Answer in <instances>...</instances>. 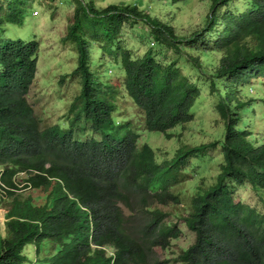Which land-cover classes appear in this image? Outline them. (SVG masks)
<instances>
[{
	"label": "trees",
	"instance_id": "trees-1",
	"mask_svg": "<svg viewBox=\"0 0 264 264\" xmlns=\"http://www.w3.org/2000/svg\"><path fill=\"white\" fill-rule=\"evenodd\" d=\"M38 1H0V264H264V136L255 134L259 105L264 116V0H206L201 27L184 35L153 10L188 0L104 8L46 0L73 6L61 42L80 86L49 126L28 100L38 48L26 23ZM120 101L141 129L119 113ZM203 101L221 128L159 163L140 132L170 140L169 131L196 122ZM210 161L213 183L189 173ZM246 187L251 204L238 195ZM181 224L193 241L175 251Z\"/></svg>",
	"mask_w": 264,
	"mask_h": 264
},
{
	"label": "rangeland",
	"instance_id": "rangeland-1",
	"mask_svg": "<svg viewBox=\"0 0 264 264\" xmlns=\"http://www.w3.org/2000/svg\"><path fill=\"white\" fill-rule=\"evenodd\" d=\"M87 1L88 0H82V2ZM90 1L93 2L96 8H104L114 0ZM117 1L119 3H128L130 0ZM139 3L142 4V2ZM167 3L165 2V7L158 4V7L155 8L153 12H156L155 14H158L160 18H163L172 25L178 35L190 34L201 27L204 16L207 14L209 8V3L206 0H188L185 3L176 2L170 5H167ZM34 5L38 7V12L31 22L27 21L26 31L29 32L28 35H30V32L36 35L35 40L37 41L38 48L37 73L35 75L34 84L29 92L28 100L33 109V115L39 120L40 125L49 126L55 124L57 119L67 115L68 107L74 97L78 95L80 89L78 78H76V76L73 77L71 74L74 70L75 58L71 55L69 46L61 42L65 29L64 15L72 11L73 6L68 5L69 9L68 12H66L65 8L67 6L65 4H58L54 1L50 3L46 0H41ZM128 33L122 32V35L126 37L124 42L129 45H138V41L135 39L132 40L126 35ZM133 51L141 55L145 52V48L140 45V47H134ZM110 72L111 75H113L112 69ZM62 77L63 80L61 84H58ZM113 80L114 78L110 79V81ZM253 92L254 90L252 88L250 94L253 95ZM258 94H260V89ZM198 107L200 109L198 108L196 112V122L179 126L169 131L173 136L170 140L165 139V135L140 132V142H146L152 147L159 163L171 158L175 150L180 146L190 147L210 142L213 138V134L221 128L220 122H217L219 118L211 109L209 102L203 101V104H199ZM118 109L120 114L129 118L130 124L133 125V127L137 129L140 128L139 117L135 114L136 110L131 108L130 102L120 101ZM262 111L263 108L259 105L257 108V118L261 121V125H258L257 133H255L257 136H264V116H261ZM198 119L203 120V123L197 121ZM83 135L89 136L91 134L84 132ZM206 153L214 156L217 155V151L213 150H207ZM203 167L204 170L206 168L204 172L200 168L194 167L195 170H190L189 173L196 171L200 173L199 177L203 178L205 184L213 183L217 173L214 162L210 161V163L202 165V168ZM192 174H194V172ZM193 181L194 180L191 182ZM180 187L188 189L189 182L181 184L179 188ZM237 191L240 199L245 203L251 204L256 200L253 192L249 191L247 187L240 188ZM29 192V190L21 189L18 193L28 195ZM1 204H4V202H0V234L3 235V224L5 222L4 214L7 208L1 206ZM180 208L181 206L176 208L178 210H174L172 207H167L163 210L172 213L174 211L180 212ZM168 220L180 223V221L173 216H170ZM179 227L181 229V236L179 239L172 242V247L175 251L187 248L193 241V237L184 228L183 224ZM157 254L160 257L162 256L159 252H157Z\"/></svg>",
	"mask_w": 264,
	"mask_h": 264
}]
</instances>
